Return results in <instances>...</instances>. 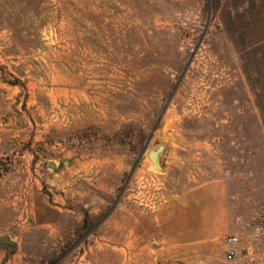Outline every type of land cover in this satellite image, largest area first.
I'll return each mask as SVG.
<instances>
[{"label": "rangeland", "instance_id": "374dc122", "mask_svg": "<svg viewBox=\"0 0 264 264\" xmlns=\"http://www.w3.org/2000/svg\"><path fill=\"white\" fill-rule=\"evenodd\" d=\"M2 237L23 264H264V0H0Z\"/></svg>", "mask_w": 264, "mask_h": 264}, {"label": "flooded vegetation", "instance_id": "af4514ba", "mask_svg": "<svg viewBox=\"0 0 264 264\" xmlns=\"http://www.w3.org/2000/svg\"><path fill=\"white\" fill-rule=\"evenodd\" d=\"M81 243H78L72 250L76 249ZM18 244L10 237L0 238V256H2L1 264H23L18 258Z\"/></svg>", "mask_w": 264, "mask_h": 264}, {"label": "built area", "instance_id": "2783aa9c", "mask_svg": "<svg viewBox=\"0 0 264 264\" xmlns=\"http://www.w3.org/2000/svg\"><path fill=\"white\" fill-rule=\"evenodd\" d=\"M238 241L239 240L237 238H233L228 241L229 249L227 252V259L229 261L233 260L236 256V246L238 244Z\"/></svg>", "mask_w": 264, "mask_h": 264}, {"label": "water", "instance_id": "95a60500", "mask_svg": "<svg viewBox=\"0 0 264 264\" xmlns=\"http://www.w3.org/2000/svg\"><path fill=\"white\" fill-rule=\"evenodd\" d=\"M164 151V148L163 147H160L159 148V150H158V152H152L151 154H150V158H151V160L154 162V164L155 165H157L158 167H160V163H159V154L161 153V152H163ZM54 168V167H53Z\"/></svg>", "mask_w": 264, "mask_h": 264}, {"label": "crops", "instance_id": "0c3cea01", "mask_svg": "<svg viewBox=\"0 0 264 264\" xmlns=\"http://www.w3.org/2000/svg\"><path fill=\"white\" fill-rule=\"evenodd\" d=\"M139 227H136L135 223H134V229H133V234L136 235V233L139 234V232H137L136 230L138 229ZM133 245L135 246L136 244L133 243Z\"/></svg>", "mask_w": 264, "mask_h": 264}]
</instances>
